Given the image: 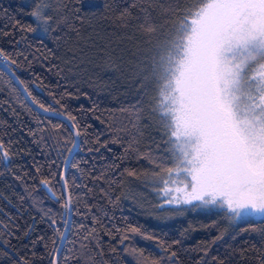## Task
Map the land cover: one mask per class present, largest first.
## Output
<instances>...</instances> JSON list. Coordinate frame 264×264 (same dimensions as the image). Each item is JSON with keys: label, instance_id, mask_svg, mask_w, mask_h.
Here are the masks:
<instances>
[{"label": "trees", "instance_id": "1", "mask_svg": "<svg viewBox=\"0 0 264 264\" xmlns=\"http://www.w3.org/2000/svg\"><path fill=\"white\" fill-rule=\"evenodd\" d=\"M133 2L63 0L67 10L78 11L80 18L73 16L56 31L44 33L30 15L35 0H0V49L19 65L7 67L18 81L25 82L21 86L26 85L36 100L71 113L83 130L65 174L73 198L71 223L60 252L62 264H84L81 244L88 246L90 264H138L132 249L159 259L164 255L160 241L177 253L174 264H196L201 258L202 264L220 260L262 264L264 237L259 231L240 232V227L229 224L222 209L199 211L185 206L169 212L156 207L163 202L158 191L162 183L156 182L153 172L160 170L144 157H163L166 137L150 119L154 91L144 77L151 74L152 59L161 53L157 45L163 44L177 19L164 12L176 0H154L150 13L157 31L151 34L140 27L144 13L130 7ZM179 6L184 7L183 0ZM56 7L53 0L52 9ZM126 7L131 15L121 20ZM52 9L47 11L55 18ZM29 27L37 30L27 31ZM142 83L146 86L141 87ZM59 123L35 112L0 69V139L6 144L11 141L15 153L10 171L0 165V264H19L21 257L29 264H49L52 240L60 241L55 229L63 232L66 209L40 186L41 179L50 180L53 191L61 195L62 153L70 147L61 138L70 134L66 130L53 133L52 125ZM52 135L62 144L60 151L49 138ZM171 166L165 164V169ZM49 209L52 213L46 216ZM130 225L140 233L126 232ZM237 225L244 226L243 222ZM92 229L93 236L85 240ZM221 232L225 233L223 240L213 243ZM125 234L129 239L120 244ZM147 235L155 238L144 239Z\"/></svg>", "mask_w": 264, "mask_h": 264}, {"label": "snow or ice", "instance_id": "2", "mask_svg": "<svg viewBox=\"0 0 264 264\" xmlns=\"http://www.w3.org/2000/svg\"><path fill=\"white\" fill-rule=\"evenodd\" d=\"M54 2L57 7L52 9L53 0H35V7L30 13L37 28L43 29L44 33L56 31L73 16L80 18L78 11L67 10L63 0ZM78 2L83 3V0ZM153 2L134 0L130 6L139 7L144 13V22L140 27L149 34L157 31L150 13ZM183 3L181 8L180 0H176L173 6L164 9L166 14L175 15L177 19L163 44L157 45L161 53L158 58L154 56L152 59L151 74L144 77V81L153 84L150 119L166 137L163 157L146 155L144 158L160 170L153 172L157 183L183 185L158 189L165 195L161 197L163 202L156 207L169 212L185 206L219 208L230 225L240 227V232L259 231L264 237V228L256 227L257 224L264 225V0H183ZM49 9L56 13L55 18L48 14ZM130 15L126 7L119 19L124 20ZM189 17L193 19L189 21ZM20 29L25 30L23 26ZM26 30L37 29L29 27ZM0 61L5 67L19 66L3 49H0ZM16 79L19 80V77ZM19 83L25 84L23 80ZM145 86L141 84V87ZM24 91L43 112L63 118L61 123L52 125V131L66 130L70 134L68 138H61L64 144L70 143L67 153H62L65 164H68L73 151L79 148L78 138L83 135L76 117L66 110L58 111L40 103L26 85ZM53 99L64 109L60 100ZM136 116L139 122L140 114L136 113ZM49 138L60 151L62 144L56 135ZM11 149V141L6 144L0 139V165L9 171L15 155ZM165 164L172 166L165 169ZM164 171L167 172V179L161 176ZM132 174L129 172V175ZM56 175L52 173L53 178ZM59 175L63 181L60 196L53 191L50 180L41 179L40 186L49 198L67 210L73 197L65 173ZM51 213L49 209L45 215L50 216ZM237 221L243 222L244 226L237 225ZM93 222H96L95 219ZM51 225L55 227V219L51 220ZM55 231L63 238L64 234L58 228ZM125 231L140 233L138 227L131 225ZM94 232L95 229H92L84 239L93 236ZM9 235L14 233L9 232ZM224 235L221 232L213 243L223 240ZM154 238L144 236L148 240ZM127 239V234L122 235L119 243L124 244ZM177 243L179 241H173V244ZM159 246L164 254L159 259L145 257L138 249H132V253L137 255L138 264H174L177 253L171 250L172 246L163 241L159 242ZM81 249L85 250L81 253L84 264H90L92 258L87 255L88 246L81 244ZM203 251L207 255L208 249ZM48 255L49 264H62L60 245L55 239ZM202 259L196 264H202ZM216 259L213 257L214 261ZM19 264H29V261L21 257ZM218 264H224V261L220 260Z\"/></svg>", "mask_w": 264, "mask_h": 264}, {"label": "water", "instance_id": "3", "mask_svg": "<svg viewBox=\"0 0 264 264\" xmlns=\"http://www.w3.org/2000/svg\"><path fill=\"white\" fill-rule=\"evenodd\" d=\"M0 69L7 75L9 76V78L14 82V84L17 86V88L19 89L20 93L22 94L23 98L25 99V101L28 103V105L37 113L41 114V115H44V116H49V117H52V118H56L58 120H62L63 118L61 117H53L52 116V113H45L43 112L42 109H40L39 107H37L36 105H34L32 103V101L29 99L28 95L26 94V92L24 91L23 87L21 86V84L19 83V81L16 79V77L13 75V73L10 71V69L8 67H5L4 63L2 61H0ZM65 123H67L65 121ZM78 141H79V138H78ZM76 150L73 151V153L71 154V156L69 157V162L72 158V156L74 155ZM68 164H63V167H62V172H64L66 174V170L68 168ZM63 181H61V185H62ZM66 221L67 223H65V227H64V230H63V238H60V241H59V245H60V252H61V249L63 247V244H64V241H65V238H66V235L68 233V230H69V227H70V223H71V207L70 209H67L66 210Z\"/></svg>", "mask_w": 264, "mask_h": 264}, {"label": "rangeland", "instance_id": "4", "mask_svg": "<svg viewBox=\"0 0 264 264\" xmlns=\"http://www.w3.org/2000/svg\"><path fill=\"white\" fill-rule=\"evenodd\" d=\"M165 179H167V173H166V175H165V177H164ZM177 186H179V187H183V185L181 184V185H163V184H161V187L160 188H164V187H177ZM189 191H190V189H189ZM161 195L162 196H164L165 194L163 193V192H161ZM173 195H175V193H173ZM170 198V197H169ZM199 211H210V210H221V209H219V208H215V207H212V208H197ZM239 222H241V221H237L236 223H239Z\"/></svg>", "mask_w": 264, "mask_h": 264}]
</instances>
